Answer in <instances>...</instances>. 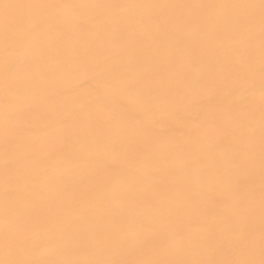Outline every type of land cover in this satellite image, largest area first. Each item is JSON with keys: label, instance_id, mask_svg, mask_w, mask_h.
<instances>
[{"label": "snow or ice", "instance_id": "1", "mask_svg": "<svg viewBox=\"0 0 264 264\" xmlns=\"http://www.w3.org/2000/svg\"><path fill=\"white\" fill-rule=\"evenodd\" d=\"M0 264H264V0H0Z\"/></svg>", "mask_w": 264, "mask_h": 264}, {"label": "bare ground", "instance_id": "2", "mask_svg": "<svg viewBox=\"0 0 264 264\" xmlns=\"http://www.w3.org/2000/svg\"><path fill=\"white\" fill-rule=\"evenodd\" d=\"M67 2H92V0H67ZM104 2H128V3H194V2H237V0H104ZM259 221L257 219V225Z\"/></svg>", "mask_w": 264, "mask_h": 264}]
</instances>
